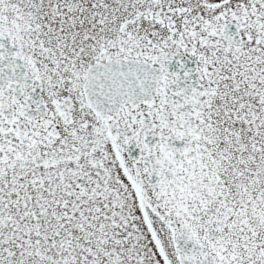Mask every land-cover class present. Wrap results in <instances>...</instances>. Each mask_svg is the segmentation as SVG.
<instances>
[{
	"label": "snow or ice",
	"instance_id": "1",
	"mask_svg": "<svg viewBox=\"0 0 264 264\" xmlns=\"http://www.w3.org/2000/svg\"><path fill=\"white\" fill-rule=\"evenodd\" d=\"M0 264H264V0H0Z\"/></svg>",
	"mask_w": 264,
	"mask_h": 264
}]
</instances>
